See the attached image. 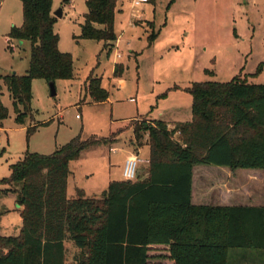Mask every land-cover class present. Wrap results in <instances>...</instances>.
<instances>
[{
	"label": "trees",
	"instance_id": "trees-1",
	"mask_svg": "<svg viewBox=\"0 0 264 264\" xmlns=\"http://www.w3.org/2000/svg\"><path fill=\"white\" fill-rule=\"evenodd\" d=\"M20 1L22 24L7 37L29 42V67L3 77L17 123L31 114L33 80L73 76L71 55L58 49L53 0ZM85 5L79 38L112 45L117 0ZM121 73L115 65L113 76ZM87 90L95 102L107 99L97 78L88 77ZM187 92L190 121L172 129L161 120L132 125V145L148 147L145 177L111 181L99 198L76 190L69 199L66 189L69 162L102 140L76 136L49 155L26 152L2 180L21 209L22 226L16 237L0 234V264H67V243L76 249L71 264H227L231 250L258 251L264 259V207L191 204L194 166L264 170V85L236 77L193 83ZM7 116L0 103V122Z\"/></svg>",
	"mask_w": 264,
	"mask_h": 264
},
{
	"label": "rangeland",
	"instance_id": "rangeland-1",
	"mask_svg": "<svg viewBox=\"0 0 264 264\" xmlns=\"http://www.w3.org/2000/svg\"><path fill=\"white\" fill-rule=\"evenodd\" d=\"M58 8L62 17L54 30L59 51L72 57V79L56 80L54 97L46 81L33 80L31 114L17 123L3 77L27 72L30 44L7 37L12 27L22 24L21 1L0 0V103L8 112L0 122L2 236L20 234L21 209L2 180L26 152L49 155L76 136L102 140L69 162L66 189L69 199L76 197V190L99 198L111 181L124 180L122 170L130 156L142 161L137 173L146 172L148 147L132 145L136 121H190L192 97L187 89L193 83H226L238 77L264 85V0H150L139 6L117 0V40L110 46L79 38L85 0H53V9ZM115 65L122 68L118 78L113 77ZM89 76L100 80L108 94L105 101L95 102L89 94ZM200 167L213 173L221 169ZM66 250L71 264L76 249L68 243ZM227 264H264V259L258 251L231 250Z\"/></svg>",
	"mask_w": 264,
	"mask_h": 264
},
{
	"label": "crops",
	"instance_id": "crops-1",
	"mask_svg": "<svg viewBox=\"0 0 264 264\" xmlns=\"http://www.w3.org/2000/svg\"><path fill=\"white\" fill-rule=\"evenodd\" d=\"M137 118L131 120H136ZM144 120L151 121L156 119L145 117ZM161 121L167 123L169 129H172L176 123H179L166 120ZM220 168V170L215 172L216 174L210 170L202 169L200 166L192 168V205L264 207V170H230L227 167ZM211 175L214 176L210 180ZM144 177L145 174L142 175V178Z\"/></svg>",
	"mask_w": 264,
	"mask_h": 264
},
{
	"label": "built area",
	"instance_id": "built-area-1",
	"mask_svg": "<svg viewBox=\"0 0 264 264\" xmlns=\"http://www.w3.org/2000/svg\"><path fill=\"white\" fill-rule=\"evenodd\" d=\"M150 0H131L132 6H139L141 4L148 3ZM116 58H119V55H116ZM78 118V116H77ZM142 163L136 156L129 157L123 166L122 176L124 180L132 181L135 180L137 177V167Z\"/></svg>",
	"mask_w": 264,
	"mask_h": 264
},
{
	"label": "water",
	"instance_id": "water-1",
	"mask_svg": "<svg viewBox=\"0 0 264 264\" xmlns=\"http://www.w3.org/2000/svg\"><path fill=\"white\" fill-rule=\"evenodd\" d=\"M53 16L58 19L62 17V11L61 8H58L56 10L53 11ZM48 87H49V91H50V96L54 97L56 95V90H55V84L53 81H49L48 82Z\"/></svg>",
	"mask_w": 264,
	"mask_h": 264
}]
</instances>
